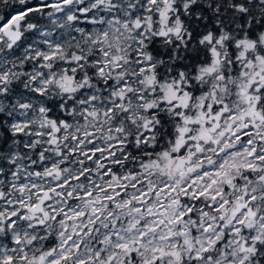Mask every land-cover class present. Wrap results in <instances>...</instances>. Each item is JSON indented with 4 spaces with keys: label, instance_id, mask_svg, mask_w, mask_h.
Returning a JSON list of instances; mask_svg holds the SVG:
<instances>
[{
    "label": "snow or ice",
    "instance_id": "obj_1",
    "mask_svg": "<svg viewBox=\"0 0 264 264\" xmlns=\"http://www.w3.org/2000/svg\"><path fill=\"white\" fill-rule=\"evenodd\" d=\"M0 264H264V0H0Z\"/></svg>",
    "mask_w": 264,
    "mask_h": 264
}]
</instances>
